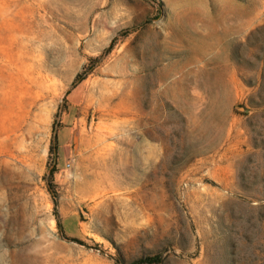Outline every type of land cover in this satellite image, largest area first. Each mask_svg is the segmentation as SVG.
I'll return each instance as SVG.
<instances>
[{
	"label": "rangeland",
	"instance_id": "374dc122",
	"mask_svg": "<svg viewBox=\"0 0 264 264\" xmlns=\"http://www.w3.org/2000/svg\"><path fill=\"white\" fill-rule=\"evenodd\" d=\"M0 264H264V0H0Z\"/></svg>",
	"mask_w": 264,
	"mask_h": 264
}]
</instances>
